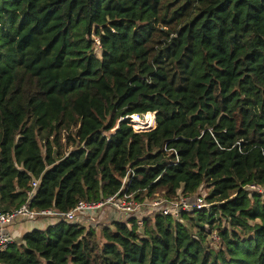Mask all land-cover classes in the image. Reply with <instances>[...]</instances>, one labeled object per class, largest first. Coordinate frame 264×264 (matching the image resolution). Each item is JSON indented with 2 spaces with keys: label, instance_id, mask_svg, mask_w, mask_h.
<instances>
[{
  "label": "trees",
  "instance_id": "16d2710c",
  "mask_svg": "<svg viewBox=\"0 0 264 264\" xmlns=\"http://www.w3.org/2000/svg\"><path fill=\"white\" fill-rule=\"evenodd\" d=\"M128 168L138 200L212 206L57 220L0 264H264V0H0V210L66 212Z\"/></svg>",
  "mask_w": 264,
  "mask_h": 264
},
{
  "label": "built area",
  "instance_id": "2783aa9c",
  "mask_svg": "<svg viewBox=\"0 0 264 264\" xmlns=\"http://www.w3.org/2000/svg\"><path fill=\"white\" fill-rule=\"evenodd\" d=\"M93 40L99 48V39L93 37ZM153 113L155 115V112ZM131 116H126L125 118L131 120ZM105 135L109 136L106 133ZM173 152L175 155L177 154L175 150ZM133 177L134 172L132 168H128L126 174L121 179L120 188L115 193L99 201H79L72 209L66 212H58L51 208L37 211L30 208L27 202L12 210H0V250L5 249L9 244L16 241L14 235L3 228L20 221L32 223L38 221L39 223L45 217H55L70 224L85 226L86 224L91 225L96 223L98 219L95 218H99L102 211L109 210L114 212L119 219L123 217H135L136 224L140 228L143 226L144 218L156 213L178 218L182 212L208 210L212 206L211 203L205 201V197L201 194H197L194 198L180 197L179 199L169 200L156 197L151 200H138L135 197L136 191L131 190ZM37 186L38 180H33L30 183L31 190L28 192V197H31L35 193ZM245 188L249 190L250 195L253 193L264 195V184H247ZM211 239L218 241L215 233L211 235Z\"/></svg>",
  "mask_w": 264,
  "mask_h": 264
},
{
  "label": "crops",
  "instance_id": "0c3cea01",
  "mask_svg": "<svg viewBox=\"0 0 264 264\" xmlns=\"http://www.w3.org/2000/svg\"><path fill=\"white\" fill-rule=\"evenodd\" d=\"M114 218H117V215L114 212L108 210V211H102V214L100 215L98 219L99 220L101 219V222L104 224L106 223L109 224L111 221L109 222L108 220L114 219ZM57 220L58 219H56V221ZM56 221L52 219L51 217H45L41 221H39V223L38 221L36 223H32V222L30 223L29 221H20V222L10 224L3 229L8 232H11L17 241V240H21L25 232L30 231L37 227H39L40 229L45 228L47 225L53 224Z\"/></svg>",
  "mask_w": 264,
  "mask_h": 264
},
{
  "label": "rangeland",
  "instance_id": "374dc122",
  "mask_svg": "<svg viewBox=\"0 0 264 264\" xmlns=\"http://www.w3.org/2000/svg\"><path fill=\"white\" fill-rule=\"evenodd\" d=\"M154 114V113H153ZM134 116H136V115H133V116H131V120L130 119H128V122H129V124H131V126H132V129L134 130V131H136V132H141V131H149V130H151L153 127H155V115H154V117H153V126L150 128V129H144L143 127H142V125H140V123H138L137 121V119L136 118H134ZM141 117L143 116V115H140ZM146 117V115L143 117L144 119H145V121L147 120V118H145ZM146 123H148V124H150L151 125V122L149 121V120H147L146 121ZM115 130V128H112V129H110L109 131H107L106 132V134L107 135H110L111 133H113V131ZM209 192V189L206 187V185H202L199 189H198V193L199 194H201L202 196H204L205 197V194L204 193H208ZM52 219H54L55 221H56V219L57 218H55V217H51ZM125 218H127V217H123V219L122 220H124ZM95 219H98V218H95ZM121 220V219H120ZM99 221V220H98ZM31 223V222H30ZM105 225H108L107 223L106 224H103V223H101V224H99L98 225V223H97V225H96V230H97V232H99L100 231V229L104 226L105 227Z\"/></svg>",
  "mask_w": 264,
  "mask_h": 264
},
{
  "label": "bare ground",
  "instance_id": "6f19581e",
  "mask_svg": "<svg viewBox=\"0 0 264 264\" xmlns=\"http://www.w3.org/2000/svg\"><path fill=\"white\" fill-rule=\"evenodd\" d=\"M145 115H143L142 117L141 116H138V115H136V116H134V118H136L138 121V123H140V124H147L148 125V123H146V121L147 120H149V119H151V116H146L145 118H147V120L145 121V119L143 118Z\"/></svg>",
  "mask_w": 264,
  "mask_h": 264
}]
</instances>
